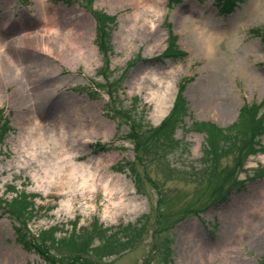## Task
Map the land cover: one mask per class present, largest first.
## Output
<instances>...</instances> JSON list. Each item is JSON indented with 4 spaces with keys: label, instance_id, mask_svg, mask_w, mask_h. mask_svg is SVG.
Wrapping results in <instances>:
<instances>
[{
    "label": "rangeland",
    "instance_id": "374dc122",
    "mask_svg": "<svg viewBox=\"0 0 264 264\" xmlns=\"http://www.w3.org/2000/svg\"><path fill=\"white\" fill-rule=\"evenodd\" d=\"M43 6L48 21L40 0H0V264L264 262V131L257 153L243 157L237 131L209 161L191 127L225 130L244 104L264 112V0H159L156 13L144 0ZM98 14L114 18L108 40ZM170 35L182 56L163 57ZM184 78L176 143L155 141ZM31 129L36 156L23 146ZM23 196L28 221L7 205ZM77 222L83 243L98 225L135 229L116 251L18 244L50 228L61 239Z\"/></svg>",
    "mask_w": 264,
    "mask_h": 264
},
{
    "label": "trees",
    "instance_id": "16d2710c",
    "mask_svg": "<svg viewBox=\"0 0 264 264\" xmlns=\"http://www.w3.org/2000/svg\"><path fill=\"white\" fill-rule=\"evenodd\" d=\"M223 1V0H222ZM232 1V0H231ZM235 1V0H234ZM224 5V4H223ZM98 23V33L101 40H108L109 34L108 30L111 25L114 24V18L108 17L104 14L97 15ZM264 39V35L261 36ZM100 40V41H101ZM163 57L174 58L182 56L183 54L178 52L175 45L174 39L171 35L168 37L167 47L163 52ZM190 82V79L184 78L177 85V93L174 98L172 108L168 115L164 118L161 124L154 129H151V134L154 137L155 141L164 140L169 144L176 143L173 140V131L175 128L183 122V118L187 116L186 110V100L184 97V91L187 84ZM262 106V103L244 105L238 115V121L231 125L229 128L222 130L214 125L201 122H193L191 124L192 129L195 131L203 132L205 134L206 147L204 148V156L209 161H216L217 155L220 150V143L223 140L234 139V133L239 131V134L245 136V139L241 141V144L238 148L239 151L243 152V157L246 159L247 156L257 153L259 151L257 137L264 131V112L259 115V109ZM156 136V138H155ZM101 149H103L101 147ZM226 153V151L221 152V154ZM215 164H210L211 169H213ZM240 166V165H239ZM214 170V169H213ZM14 214H18L21 219L28 221L35 214V210L32 208L31 202H29L28 197H19L14 198L11 202L7 204ZM134 230V225L126 226L123 230H118L117 233L112 234L111 230L108 228L102 227V225L96 226L95 230L91 231L90 236H88L86 242H80L81 236H85V233H79L77 225L75 224L73 230L70 234H65L63 238L59 239L56 237V233L59 231L57 228H50L49 230L39 232L36 236L30 234L28 231H25L20 235V241L18 242L25 251H31L34 248V245L38 246L43 244L41 238H46V244H51L52 246H58L61 243L63 244H72L73 246L78 245L79 251L93 253V252H102V251H113L121 249L122 243H127L128 239H125V231ZM19 231V230H18ZM104 236L108 241L99 244L96 247L92 246V237L95 236ZM120 231V232H119ZM117 236L118 238H116ZM123 238V239H121ZM127 238V237H126ZM85 239V238H84ZM117 239V240H116ZM45 244V245H46ZM36 249V248H34ZM43 255V254H41ZM261 264H264L262 262Z\"/></svg>",
    "mask_w": 264,
    "mask_h": 264
},
{
    "label": "bare ground",
    "instance_id": "6f19581e",
    "mask_svg": "<svg viewBox=\"0 0 264 264\" xmlns=\"http://www.w3.org/2000/svg\"><path fill=\"white\" fill-rule=\"evenodd\" d=\"M40 1H41L42 8H43L42 9V17H43L42 19L44 21H48L49 16H48V13L46 12V10L44 9V6H43L44 0H40ZM144 1L148 4L149 12L153 11L156 13L157 7L159 5V0H144ZM140 15L141 14H135L134 19L137 20L140 17ZM141 17L144 18V16H141ZM150 26H152V24ZM150 29H151V27H150ZM0 49H2V47H0ZM63 49H64L65 54H67V50L72 51L71 46L67 45V44L63 46ZM34 131L35 130L31 129V131L27 133V136L25 137L24 143H23V146L28 147V149L31 150L30 154L32 156H36V153H37L36 149H37V146L39 144L38 140H37L36 132H34ZM32 159H35V158H32ZM261 160L264 161V157H262ZM263 192H264V187H263ZM256 212H257V210H256Z\"/></svg>",
    "mask_w": 264,
    "mask_h": 264
}]
</instances>
